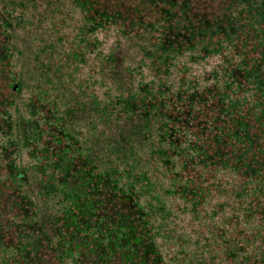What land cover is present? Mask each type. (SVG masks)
Wrapping results in <instances>:
<instances>
[{"label":"trees","instance_id":"trees-1","mask_svg":"<svg viewBox=\"0 0 264 264\" xmlns=\"http://www.w3.org/2000/svg\"><path fill=\"white\" fill-rule=\"evenodd\" d=\"M193 262L264 264V0H0V264Z\"/></svg>","mask_w":264,"mask_h":264},{"label":"rangeland","instance_id":"rangeland-1","mask_svg":"<svg viewBox=\"0 0 264 264\" xmlns=\"http://www.w3.org/2000/svg\"><path fill=\"white\" fill-rule=\"evenodd\" d=\"M28 52L24 53V54H21V55H18L17 59L15 62H18L19 63L17 64L16 67V70H17V73L19 75V80L20 78H24L26 77V74L31 72L33 70V66L36 64V60L34 59V57H31L29 54H27ZM18 105V99L16 100V103H15V106H14V118H15V121L17 120L18 116L16 115V111H17V106ZM80 124H78L79 126H88L86 123H84V119H81L78 121ZM87 128V127H86ZM87 133L88 134H97L98 135V139H97V145H98V150H100L101 152L103 151V149L105 148V150L107 151H112L114 148L112 147H109V148H106V143L107 141L109 140L110 143L113 142V139L111 138H108L107 136H104V135H99L100 133V128H97V129H91L90 127L87 128ZM110 132L107 134L109 135ZM99 151V152H100ZM193 261L195 258H192ZM192 264H196L195 262H193Z\"/></svg>","mask_w":264,"mask_h":264}]
</instances>
